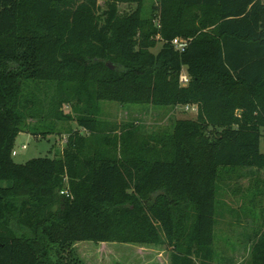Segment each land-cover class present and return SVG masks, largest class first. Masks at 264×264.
I'll list each match as a JSON object with an SVG mask.
<instances>
[{
    "label": "trees",
    "instance_id": "16d2710c",
    "mask_svg": "<svg viewBox=\"0 0 264 264\" xmlns=\"http://www.w3.org/2000/svg\"><path fill=\"white\" fill-rule=\"evenodd\" d=\"M159 2L147 16L143 0H0V264H86L82 241L211 264L220 181L264 169V0ZM102 100L198 112L141 140L105 126ZM71 121L55 157L14 160L20 133Z\"/></svg>",
    "mask_w": 264,
    "mask_h": 264
},
{
    "label": "rangeland",
    "instance_id": "374dc122",
    "mask_svg": "<svg viewBox=\"0 0 264 264\" xmlns=\"http://www.w3.org/2000/svg\"><path fill=\"white\" fill-rule=\"evenodd\" d=\"M159 4V0H143L141 11L144 15H152L155 6ZM137 8L136 4L121 5L122 11ZM161 46L162 43L158 41L152 51L158 52ZM66 110H70V107ZM196 116L197 112L187 110L186 105L162 107L154 104L100 101L99 117L106 127L119 134L123 127L133 125L131 127L138 129L141 140L147 135L171 133L176 120ZM61 126L66 130L77 127V123H59L55 132L44 139H36L32 133H20L14 146V160L24 163L36 157H55L64 147L68 136L65 130L60 135ZM262 131L264 150V128ZM219 184L214 257L211 264H251L253 243L258 239L257 234L264 231V169L240 168L226 173ZM77 248L86 264H170V251L165 244L82 241L77 243Z\"/></svg>",
    "mask_w": 264,
    "mask_h": 264
},
{
    "label": "built area",
    "instance_id": "2783aa9c",
    "mask_svg": "<svg viewBox=\"0 0 264 264\" xmlns=\"http://www.w3.org/2000/svg\"><path fill=\"white\" fill-rule=\"evenodd\" d=\"M189 43H190V39L185 38L183 36H176L171 40V44L173 45L174 49L179 52H184L188 48ZM180 81L183 85L188 84V82L190 81L189 75L183 72L181 74ZM186 109L198 112V107L196 105L187 104ZM23 147H26V145H24ZM15 154H16V150L13 149V155Z\"/></svg>",
    "mask_w": 264,
    "mask_h": 264
},
{
    "label": "crops",
    "instance_id": "0c3cea01",
    "mask_svg": "<svg viewBox=\"0 0 264 264\" xmlns=\"http://www.w3.org/2000/svg\"><path fill=\"white\" fill-rule=\"evenodd\" d=\"M184 73H186L185 70H184ZM15 155H16V154H15Z\"/></svg>",
    "mask_w": 264,
    "mask_h": 264
}]
</instances>
